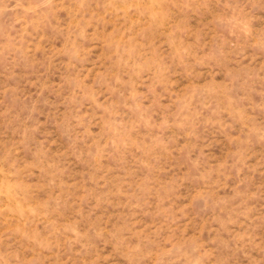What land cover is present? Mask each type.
<instances>
[{"label": "rangeland", "instance_id": "obj_1", "mask_svg": "<svg viewBox=\"0 0 264 264\" xmlns=\"http://www.w3.org/2000/svg\"><path fill=\"white\" fill-rule=\"evenodd\" d=\"M0 264H264V0H0Z\"/></svg>", "mask_w": 264, "mask_h": 264}]
</instances>
